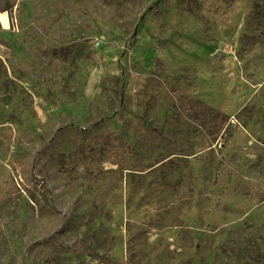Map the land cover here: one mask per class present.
Returning <instances> with one entry per match:
<instances>
[{
  "label": "rangeland",
  "instance_id": "374dc122",
  "mask_svg": "<svg viewBox=\"0 0 264 264\" xmlns=\"http://www.w3.org/2000/svg\"><path fill=\"white\" fill-rule=\"evenodd\" d=\"M0 264H264V0H0Z\"/></svg>",
  "mask_w": 264,
  "mask_h": 264
}]
</instances>
